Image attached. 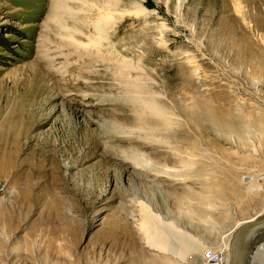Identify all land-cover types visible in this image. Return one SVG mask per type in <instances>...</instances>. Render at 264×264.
<instances>
[{
    "label": "rangeland",
    "instance_id": "rangeland-1",
    "mask_svg": "<svg viewBox=\"0 0 264 264\" xmlns=\"http://www.w3.org/2000/svg\"><path fill=\"white\" fill-rule=\"evenodd\" d=\"M53 1L0 0V264H182L141 202L217 251L264 212V0H75L68 30Z\"/></svg>",
    "mask_w": 264,
    "mask_h": 264
},
{
    "label": "bare ground",
    "instance_id": "bare-ground-1",
    "mask_svg": "<svg viewBox=\"0 0 264 264\" xmlns=\"http://www.w3.org/2000/svg\"><path fill=\"white\" fill-rule=\"evenodd\" d=\"M69 1L75 2V0H54L53 1V7L51 8L50 13H49L50 19L54 22H58L60 25L59 27L60 28L62 27L66 30H68V29H67V27L65 28V26L62 24L61 18H62V15H64L63 13L67 14V13L73 12V10H72L73 8L68 5ZM105 2L106 3L103 4V6L100 8L101 13H100L99 17L97 18V20L95 22H93L94 28L96 30V33H95L96 35H95V37L88 39L90 42H89V44L83 45L85 47H90V48H91V46L96 47V48L101 47L102 46L101 39H108L107 37L109 35V31L113 28V27H107V26L110 25L111 22H113V20H114V14L111 11L112 8L114 7L113 6L114 4L112 5V1H111V3L107 2V1H105ZM68 15H70V14H68ZM68 32L69 31H67V33ZM71 32L73 33V31H71ZM67 38H69V37H67ZM70 39L76 45H79V46L82 45L81 43L78 42V40H76L72 36V34L70 35ZM73 47H75V46H73ZM81 48H83V47H81ZM134 97L136 98V100L139 102L141 107L147 113L165 120L166 125L171 124L173 122L172 117L169 116L167 113H165V111H163L162 108L155 101H145L137 93L134 94ZM192 114L195 118L194 120L198 122V123L196 122L197 124L202 122L204 120V118L206 117L205 114L203 115L201 113L196 114V113L192 112ZM208 118H209V116H208ZM210 119H212L213 122L214 123L216 122V124H218V125L225 123L222 120H219L218 118L215 119L213 117ZM233 123H235V122H233ZM229 124H231V123H229ZM224 126H226V125H224ZM239 126L240 125H238V127H234L231 129H238L240 131L241 128ZM227 128L229 129L230 127L226 126V130H228ZM241 131H240V138L242 139L243 133ZM131 160L137 166L142 165V163H141L142 161H140L139 159L133 158ZM144 163L146 165L148 164V160L145 158H144ZM245 179H247V181L250 180L249 182L252 183V180L254 179V177H252V178L247 177ZM156 210L151 205H148V204L142 203V202L139 203V211H140V218L141 219H140V224H138V225H139V230L142 233V237L144 239V244L146 245V247L150 248V250L158 252V254L164 255L166 253L169 254L170 252L174 253L173 255H175V254L177 255L176 258L178 257L180 259V261L182 260V264H187L186 258L190 254H195L196 252L202 254L204 252L205 247L202 245V243L197 242V240L192 235H190V233L186 232V230L184 231V229H182V228H181V230L178 229L180 226L177 225L176 221H174L172 219H171V221H168L167 218L163 217V215H160ZM261 214H264V212ZM261 214H259V215H261ZM257 216H255V217H257ZM254 218H252L250 220H254ZM242 224H240V225H242ZM239 226H237V227H239ZM232 233L229 235V237H227L226 241H223V244L217 250V251H225V252L228 251L227 259H226L227 264H228V259H229V244H230L231 236H233ZM262 234L264 235V232H260L258 234H255V235H253V237L257 238ZM225 238H224V240H225ZM262 241L263 240H259L260 243H262ZM251 242H252V236H246L243 239L241 246H240V251H239V256H238V264H263L262 262H264V259L260 258V259H262V261H261V260H259V258H257L258 259L257 260L255 258V256L258 254L260 256H264V244H260V247H258L257 244L259 242H255L254 248L257 250V252L252 254L250 252V248H249ZM133 246L136 247V245H133ZM177 246H178V248L176 249ZM245 249H247V250H245ZM166 256L164 255V257H160L161 261L165 262V263H169V262L172 263L173 261L168 259ZM170 257H171V255H170ZM191 264H194V263H191Z\"/></svg>",
    "mask_w": 264,
    "mask_h": 264
},
{
    "label": "water",
    "instance_id": "water-1",
    "mask_svg": "<svg viewBox=\"0 0 264 264\" xmlns=\"http://www.w3.org/2000/svg\"><path fill=\"white\" fill-rule=\"evenodd\" d=\"M260 232H264V214L258 215L254 220H248L237 227L229 244L228 264H238V256L243 239L246 236H253Z\"/></svg>",
    "mask_w": 264,
    "mask_h": 264
},
{
    "label": "built area",
    "instance_id": "built-area-1",
    "mask_svg": "<svg viewBox=\"0 0 264 264\" xmlns=\"http://www.w3.org/2000/svg\"><path fill=\"white\" fill-rule=\"evenodd\" d=\"M228 251L206 249L203 253V264H227Z\"/></svg>",
    "mask_w": 264,
    "mask_h": 264
}]
</instances>
